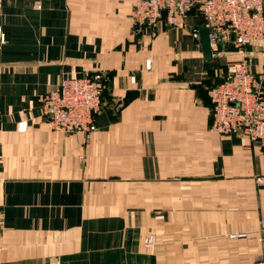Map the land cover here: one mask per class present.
<instances>
[{"label":"crops","instance_id":"0c3cea01","mask_svg":"<svg viewBox=\"0 0 264 264\" xmlns=\"http://www.w3.org/2000/svg\"><path fill=\"white\" fill-rule=\"evenodd\" d=\"M133 1L0 0V264L264 260V146L212 131L206 94L232 61L262 71L264 36L204 60L195 8L149 28ZM94 71L95 129H51L41 97Z\"/></svg>","mask_w":264,"mask_h":264},{"label":"built area","instance_id":"2783aa9c","mask_svg":"<svg viewBox=\"0 0 264 264\" xmlns=\"http://www.w3.org/2000/svg\"><path fill=\"white\" fill-rule=\"evenodd\" d=\"M192 8L201 17L200 27L207 29L210 50L225 44L240 49L264 36V0H134L130 19L136 26L154 28L163 21L168 26L180 27ZM190 35L197 39L199 27L193 28ZM250 64L247 57L232 61L222 80L207 89L210 129L220 135L234 134L264 146V69L253 72ZM144 67L148 69V59ZM104 87L102 71L82 76L62 75L56 86L41 97V111L50 128L85 135L93 131V116L99 109ZM24 130L25 122L20 121L17 131ZM260 181L264 184V176ZM235 236L237 234L231 235ZM153 240V236L148 235L143 244L150 245ZM255 264H264V260L257 259Z\"/></svg>","mask_w":264,"mask_h":264},{"label":"water","instance_id":"95a60500","mask_svg":"<svg viewBox=\"0 0 264 264\" xmlns=\"http://www.w3.org/2000/svg\"><path fill=\"white\" fill-rule=\"evenodd\" d=\"M198 42L201 45L203 59L209 60L210 59V47H209L208 38H207V29L205 27H199ZM136 94L137 92L135 90L126 91L122 99V102L124 104H127L136 96Z\"/></svg>","mask_w":264,"mask_h":264}]
</instances>
